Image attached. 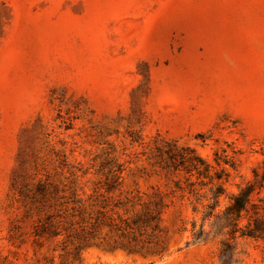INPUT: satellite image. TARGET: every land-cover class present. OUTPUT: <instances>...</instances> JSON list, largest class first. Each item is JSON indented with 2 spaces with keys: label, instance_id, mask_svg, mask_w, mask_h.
<instances>
[{
  "label": "rangeland",
  "instance_id": "374dc122",
  "mask_svg": "<svg viewBox=\"0 0 264 264\" xmlns=\"http://www.w3.org/2000/svg\"><path fill=\"white\" fill-rule=\"evenodd\" d=\"M254 172L264 0H0V264H221Z\"/></svg>",
  "mask_w": 264,
  "mask_h": 264
},
{
  "label": "trees",
  "instance_id": "16d2710c",
  "mask_svg": "<svg viewBox=\"0 0 264 264\" xmlns=\"http://www.w3.org/2000/svg\"><path fill=\"white\" fill-rule=\"evenodd\" d=\"M197 158V156H196ZM199 158V157H198ZM218 179L221 178L217 174ZM106 190L110 191L118 184V177H112L105 182ZM264 185V175L254 172L252 179L248 180L239 190L231 195L228 204L220 211L214 212L219 204V196L223 193V186L216 185L213 191V201L207 206L204 213V220L213 218L210 225L218 234L229 235L230 240H222L220 250L221 264H231L234 256L235 239L237 236L262 237L264 236V213H260L257 204L253 201V195L258 193ZM262 201V198H259ZM264 212V205L262 206ZM245 220L241 224L242 220ZM201 231L194 234V238H199Z\"/></svg>",
  "mask_w": 264,
  "mask_h": 264
}]
</instances>
